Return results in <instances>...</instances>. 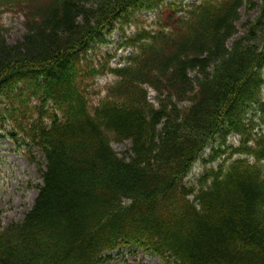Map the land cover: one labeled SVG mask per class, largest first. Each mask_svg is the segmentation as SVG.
Listing matches in <instances>:
<instances>
[{
    "label": "trees",
    "instance_id": "obj_1",
    "mask_svg": "<svg viewBox=\"0 0 264 264\" xmlns=\"http://www.w3.org/2000/svg\"><path fill=\"white\" fill-rule=\"evenodd\" d=\"M13 11L24 35L10 44ZM127 24L131 53L94 64ZM263 124L264 0H0V138L43 159L32 207L0 228V264H105L120 248L264 264Z\"/></svg>",
    "mask_w": 264,
    "mask_h": 264
},
{
    "label": "rangeland",
    "instance_id": "obj_2",
    "mask_svg": "<svg viewBox=\"0 0 264 264\" xmlns=\"http://www.w3.org/2000/svg\"><path fill=\"white\" fill-rule=\"evenodd\" d=\"M259 3L260 0H254ZM255 12L250 13L253 16ZM249 16V15H248ZM143 17L152 23L155 13L143 12ZM142 17V19H143ZM241 21L238 24L240 31L243 30L241 25L246 20L247 15L242 11ZM143 21V20H141ZM1 22L5 28L4 36L8 43L12 44L20 40L24 35L23 19L17 12H8L3 14ZM123 33L133 34L134 27L127 24L123 31L117 25L113 32L106 39V43L96 45L95 48L88 53L93 59L94 64L113 67L121 62L123 58L131 53L130 50L120 48L123 44ZM108 75L105 78H98L94 82V86L89 85V104L94 105L95 102L104 95L105 84L111 80ZM152 98V97H151ZM251 115V113H250ZM257 129L264 130V124ZM130 146L129 141L123 143H112L113 149L119 156L126 154ZM26 152V151H24ZM36 154V153H33ZM26 155H29L27 152ZM208 160V156H204ZM202 158V156L200 157ZM38 165L43 163L42 158H38L36 162L31 164L23 152L17 146L13 145L8 139L0 138V228L5 227L10 222L21 220L25 213L30 210L34 199L38 193L37 185H41L42 180L39 176ZM193 172L190 177L184 179V183L188 185L192 178H197L207 168L213 165H220V161H200L195 163ZM105 264H166L157 256H151L139 250L129 251L126 248H120L110 253V258Z\"/></svg>",
    "mask_w": 264,
    "mask_h": 264
}]
</instances>
